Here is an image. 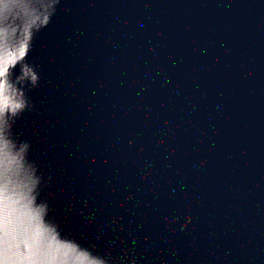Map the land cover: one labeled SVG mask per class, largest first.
<instances>
[{
  "label": "water",
  "instance_id": "1",
  "mask_svg": "<svg viewBox=\"0 0 264 264\" xmlns=\"http://www.w3.org/2000/svg\"><path fill=\"white\" fill-rule=\"evenodd\" d=\"M0 264H264V0H0Z\"/></svg>",
  "mask_w": 264,
  "mask_h": 264
}]
</instances>
